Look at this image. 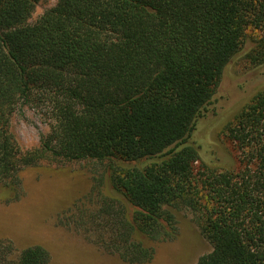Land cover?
<instances>
[{
    "label": "trees",
    "instance_id": "16d2710c",
    "mask_svg": "<svg viewBox=\"0 0 264 264\" xmlns=\"http://www.w3.org/2000/svg\"><path fill=\"white\" fill-rule=\"evenodd\" d=\"M40 1L0 0V193L42 162L106 163L107 195L79 212L108 253L151 261L143 240L174 239L187 209L212 248L195 264H264V88L225 129L237 168L197 170L187 144L246 41L264 64V0H58L30 24ZM24 107L49 119L25 152L10 131ZM10 251L0 264H50L41 246Z\"/></svg>",
    "mask_w": 264,
    "mask_h": 264
},
{
    "label": "rangeland",
    "instance_id": "374dc122",
    "mask_svg": "<svg viewBox=\"0 0 264 264\" xmlns=\"http://www.w3.org/2000/svg\"><path fill=\"white\" fill-rule=\"evenodd\" d=\"M57 1H40L28 22L34 23ZM253 46L246 41L226 66L211 103L187 139V144L199 152L197 170L202 171L203 164L217 172L238 167L236 150L225 129L264 88V64L253 65L245 58ZM48 124L43 109L24 107L11 118L10 131L25 152L38 147L41 136L49 130ZM109 176L106 163L95 161L42 162L22 170L17 198L0 193V249L10 246L12 251L8 254L15 258L28 247L41 246L48 251L50 264H129L95 243V227L90 231L89 217L82 218L79 212L84 208L88 214L98 210L99 192L107 195ZM174 215L177 228L174 239L155 244L143 240L146 246L154 248L152 260L144 264H195L211 251L193 212L180 209Z\"/></svg>",
    "mask_w": 264,
    "mask_h": 264
}]
</instances>
